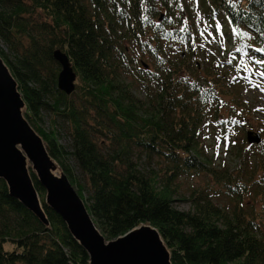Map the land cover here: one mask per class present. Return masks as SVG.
Here are the masks:
<instances>
[{"label": "trees", "instance_id": "trees-1", "mask_svg": "<svg viewBox=\"0 0 264 264\" xmlns=\"http://www.w3.org/2000/svg\"><path fill=\"white\" fill-rule=\"evenodd\" d=\"M56 50L76 73L68 96L57 89ZM0 57L24 118L106 241L149 225L171 264H264V140L234 141L235 169L216 165L205 145L254 118L242 93L264 82V0H0ZM45 112L67 124L69 149L56 127L43 128ZM42 207L48 228L0 180V264H88Z\"/></svg>", "mask_w": 264, "mask_h": 264}, {"label": "water", "instance_id": "water-1", "mask_svg": "<svg viewBox=\"0 0 264 264\" xmlns=\"http://www.w3.org/2000/svg\"><path fill=\"white\" fill-rule=\"evenodd\" d=\"M53 59L60 66L57 89L68 96L74 92L76 73L62 51H54ZM24 109L17 83L0 57V180L9 195L49 227L28 170L29 162L44 190V205L61 218L68 233L87 253L88 264H171L160 234L149 225L105 240L67 177L47 153L43 140L24 118ZM247 142L259 144L260 136L248 132Z\"/></svg>", "mask_w": 264, "mask_h": 264}, {"label": "rangeland", "instance_id": "rangeland-1", "mask_svg": "<svg viewBox=\"0 0 264 264\" xmlns=\"http://www.w3.org/2000/svg\"><path fill=\"white\" fill-rule=\"evenodd\" d=\"M232 49V48H231ZM230 50V49H228ZM244 88V87H243ZM243 98L246 102H249L252 104V108L254 111V118L248 119L249 126L246 129H240L237 132H233L232 134H229L227 136V139L224 138V142L219 143L218 141L214 143V139L211 135H209V138L205 141L206 148L209 153V155L213 156V160L215 161L216 165L219 166H228L229 168H236L238 167L241 160H239V156L236 153L233 154V145L234 141L236 142L235 145L239 144L241 141H243V137L245 138L247 132H251L253 135L259 134L262 140H264V133H262L261 128L264 130V84L261 83H255L251 87H246L243 90L242 93ZM43 128L47 130L54 129L55 127L58 129L59 135H58V142L65 148L69 149L70 147V139L68 136V129L67 124L61 119L58 118L51 113H43ZM226 140V141H225ZM213 145V146H212ZM219 145V147H218ZM244 145H248L247 142ZM212 148V149H211ZM211 149V150H210ZM72 166L74 165L73 162L70 161ZM28 170L29 173L34 174L31 169V164L28 162ZM75 175L78 179V182L83 184L84 179L82 176H80L79 171L75 168ZM80 176V177H79ZM80 179V180H79ZM83 180V182H82ZM202 182V179L196 180V186ZM182 186V195L181 198H188L187 192L188 188H192L191 186L194 185L190 180L188 182H180ZM195 187V186H194ZM39 196V194H38ZM84 197L87 198V193H84ZM41 204H44L45 200V194L41 197L39 196ZM175 207L180 210H188L190 208V204L188 202L182 201L179 197L176 199Z\"/></svg>", "mask_w": 264, "mask_h": 264}, {"label": "snow or ice", "instance_id": "snow-or-ice-1", "mask_svg": "<svg viewBox=\"0 0 264 264\" xmlns=\"http://www.w3.org/2000/svg\"><path fill=\"white\" fill-rule=\"evenodd\" d=\"M179 10H182V8ZM211 28H212V25H210L209 23H207V21H205L203 28L200 30V36L202 38H205V39H207V37H211L213 35ZM215 28H216L217 32L220 31L219 21L216 22ZM186 30H188L187 20L184 21V26L180 29V31H186ZM206 34H207V36H206ZM203 46L204 45L202 44L201 47H203ZM228 63H232V61H228ZM246 69H247V65H245V70ZM261 75H264V74H261ZM233 123H235V121H233ZM225 139H227V136H225ZM218 147H219V145H218Z\"/></svg>", "mask_w": 264, "mask_h": 264}, {"label": "bare ground", "instance_id": "bare-ground-1", "mask_svg": "<svg viewBox=\"0 0 264 264\" xmlns=\"http://www.w3.org/2000/svg\"><path fill=\"white\" fill-rule=\"evenodd\" d=\"M27 166H28V164H27Z\"/></svg>", "mask_w": 264, "mask_h": 264}]
</instances>
